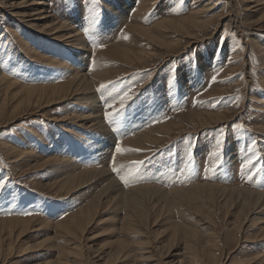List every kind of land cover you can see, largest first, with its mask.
I'll return each mask as SVG.
<instances>
[{
  "label": "rangeland",
  "instance_id": "1",
  "mask_svg": "<svg viewBox=\"0 0 264 264\" xmlns=\"http://www.w3.org/2000/svg\"><path fill=\"white\" fill-rule=\"evenodd\" d=\"M262 166L264 0H0V264H264Z\"/></svg>",
  "mask_w": 264,
  "mask_h": 264
},
{
  "label": "snow or ice",
  "instance_id": "2",
  "mask_svg": "<svg viewBox=\"0 0 264 264\" xmlns=\"http://www.w3.org/2000/svg\"><path fill=\"white\" fill-rule=\"evenodd\" d=\"M89 3H91V0H89ZM123 38L124 39H130V37L126 36V35L123 36ZM94 63L95 62L93 61V64ZM211 79H212L213 83L216 82V76H213ZM110 85H113L112 81H108L106 83H101L97 90L100 92H105L106 90L110 89ZM133 93H134V89L128 88L127 91H124L123 94L119 96L118 101L114 100V101L107 102V108L109 110L105 112V117H106L107 121L109 122V124H116L117 123V117L119 116V114L122 111H124L125 108L128 106L129 102L134 99ZM197 103H200V101L197 100ZM117 104H118V107H117ZM219 143L220 142L218 141L217 142L218 146H219ZM127 151H140V149H125L123 147H117L116 148L117 153H124ZM214 155H218V154L214 153ZM143 164H144V161H134L132 168H130L128 171L122 173L121 169H118L115 167V164L113 161L112 170H113V172H115L119 176V179L123 182V184L125 186H130L132 180H134L137 177V173L140 171ZM251 164H252L251 159H247L243 164V168L248 169ZM261 170H264V166H262ZM6 183H7L6 181L0 180V191H3L5 189ZM32 214H34V213H31V212L24 213V215H32Z\"/></svg>",
  "mask_w": 264,
  "mask_h": 264
},
{
  "label": "bare ground",
  "instance_id": "3",
  "mask_svg": "<svg viewBox=\"0 0 264 264\" xmlns=\"http://www.w3.org/2000/svg\"><path fill=\"white\" fill-rule=\"evenodd\" d=\"M203 1V0H202ZM191 15H190V17H188V18H186V19H183V20H181V21H176V22H171V25H181L182 26V28H183V30L186 32H188L189 31V29L186 27V25H189V26H191L193 29H201V27H203V24L205 23V22H203V20H201L200 19V17H199V14L198 13H193V12H191L190 13ZM186 27V28H185ZM57 28H60V29H62L60 26H59V24L54 28V29H57ZM77 32V29H72V30H70L69 31V33H67V34H65V35H63V36H67V35H69L68 37H67V39H70V38H74L75 40H74V45H78L79 46V48H80V50H83V51H85L86 50V47L85 46H83V44L81 43L82 42V39H81V35H79V34H77L76 35V33L75 32ZM75 33V34H74ZM73 34V35H72ZM86 56V55H85ZM85 56H83V55H80V54H75L74 56H73V58L72 59H74V58H77V59H80V61H85L84 63H83V65L82 66H84L85 64H87L86 63V60H85ZM67 66V68H68V70H70L69 68L70 67H68V65H66ZM80 68V67H79ZM81 69V68H80ZM82 70V69H81ZM84 70V69H83ZM77 76H78V78H77V81H79V82H81L82 84H84V85H86V87L83 89L84 91H86V90H88L87 92L88 93H86V94H89L90 93V95H89V100H90V102H91V104L94 106V108H96L98 111H97V114L99 113V108H100V106H98L97 104H98V102L96 101V97H95V95H94V93H95V89H94V87L92 86V84L94 83V81H93V79H91V75H84V74H81V71H79V69H77ZM85 94V95H86ZM69 95H64V96H62V97H60V99H62V98H66V97H68ZM92 96V97H91ZM99 116H101V115H99ZM90 117V114H88L87 115V117H84L83 119L84 120H86L87 118H89ZM98 125H101V122H99L98 123ZM98 125H96V124H94V125H91V127H92V129L93 130H99L101 127L100 126H98ZM104 130V129H103ZM105 131V130H104ZM93 170H97V171H100L101 169H95V168H92V169H88V170H85L86 172L85 173H90V172H92ZM84 172H82V174H83ZM76 176L78 177V178H80V175L78 174V175H76L75 174V177H74V179L72 180L73 182L76 180ZM152 187V186H151ZM153 188V187H152ZM259 197H261L262 195H263V193H259ZM6 220H12V221H8V223H11L12 224V228H11V232L18 226H20V227H22V228H28V227H31V224H32V219L31 220H21V219H18V218H16V219H6Z\"/></svg>",
  "mask_w": 264,
  "mask_h": 264
}]
</instances>
